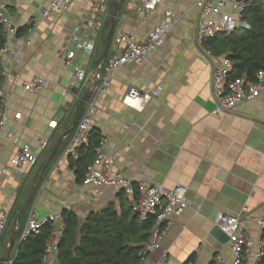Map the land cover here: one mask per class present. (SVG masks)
I'll list each match as a JSON object with an SVG mask.
<instances>
[{
    "label": "crops",
    "instance_id": "obj_1",
    "mask_svg": "<svg viewBox=\"0 0 264 264\" xmlns=\"http://www.w3.org/2000/svg\"><path fill=\"white\" fill-rule=\"evenodd\" d=\"M117 1L121 8L107 59L123 50L116 46L117 37L127 34L144 43L167 12L177 18L161 47L112 74L111 86L93 118L100 137L114 144L104 151L115 156V172L134 181L188 190L191 207L176 220L161 248L142 264H157L164 256L166 264H212L217 256L233 264L228 236L215 224L219 213L239 216L248 222L246 233L256 244L264 240V229L257 222L264 219V92L233 112L213 114L212 65L201 57L213 55L198 37V0H163L153 11H139L142 0H107L104 26ZM48 4L49 0H0L21 37L30 39L29 47L21 40L12 42L11 51L19 53L20 62L7 53L3 65L4 71H13L9 118L0 133V213L8 220L20 205L21 210L54 145L71 128L81 98L94 86L109 29L95 31L88 1H75L67 13L42 18ZM78 44L88 48L79 50L76 58L87 72L83 82L64 64L66 52L77 51ZM36 75L47 79L45 89L24 91L23 83ZM132 88L149 99L126 101ZM157 88L161 92L154 95ZM17 114L20 120L15 119ZM53 121L58 122L56 128L49 126ZM70 137L63 140L36 186L24 226L32 208L40 220H46L66 202L65 209L85 220L109 204L120 207L121 189H96L79 182L74 158L65 152ZM43 142L48 143L44 150ZM26 145L38 154V162L20 172L11 160ZM10 238L9 234L1 237L0 258ZM255 254L256 247L253 258Z\"/></svg>",
    "mask_w": 264,
    "mask_h": 264
},
{
    "label": "built area",
    "instance_id": "obj_2",
    "mask_svg": "<svg viewBox=\"0 0 264 264\" xmlns=\"http://www.w3.org/2000/svg\"><path fill=\"white\" fill-rule=\"evenodd\" d=\"M75 1H88L91 12L94 14L93 27L96 32H100L104 26V21L108 15L107 0H49V4L42 13V18H48L53 15L67 13ZM254 0H198L197 8L201 12L198 22V37L201 42L212 38L217 34L230 33L240 28L250 29V26L243 21V16ZM163 4V0H142V7L139 11H153ZM177 18L172 12H167L165 20L159 24L152 32L146 42L139 43L133 37L127 34L116 38V46H123L121 53L110 56L102 66V75L98 76V82L95 86L91 98L86 103L82 115L78 121L65 152L74 159L79 157V150L90 144L89 133L94 129L93 118L98 112L100 100L107 94L111 86V76L118 69L128 66L136 61L145 60L150 53L161 47L165 42V36L171 31ZM0 26L3 28L6 43L0 49V64L4 65L5 55L11 53L16 62H20L18 52L11 51V43L22 41L25 47L30 46L29 38H22L18 34V29L14 24L12 16L4 5H0ZM76 38H74L75 40ZM67 49V45L65 46ZM88 49L84 44H78L77 51L69 50L65 54L64 64L70 69L77 80L83 82L87 79V72L77 63L78 51ZM212 65V83L214 96L216 98V109L213 114L233 112L237 110L244 102L254 100L264 92V70L257 73L255 80H249L243 76L238 79H230L232 69L231 61L226 58H217L211 55H201ZM2 88L0 89V133L4 131L8 118V102L11 98L9 88L13 83L12 69L3 70ZM47 85V79L41 75H36L28 81H25L22 88L26 92L41 93ZM161 88L154 91L158 95ZM135 88L129 90L126 101L141 100L143 102L149 99L148 95ZM81 98L80 94L77 95ZM21 114L15 116L20 120ZM58 122H50L49 126L57 127ZM113 147L106 136H101L99 145L95 149V158L88 166L85 174L84 183L87 186L96 189L106 187H116L126 193L132 200V207L135 214L141 220L153 219L150 238L144 250L138 253V257L143 261L146 257L161 248V244L172 228L176 220L185 210L191 207V202L187 197L188 190L183 186H176L173 189H167L162 184L151 180L134 181L127 176L115 172V156L104 151V147ZM48 147L47 142L40 144L42 150ZM38 154L29 146H24L11 160V166L22 171L27 165H36ZM24 176V174H23ZM67 206L62 203L61 210L51 213L46 220H40L35 208H32L27 216L26 224L23 228L21 239L27 238L33 233H37L42 225L50 222L53 225L51 237L47 243L44 253V263L52 264L57 259L58 242L65 229V222L62 211ZM258 224L264 229V219H258ZM247 221H243L239 216H232L225 213H219L215 218V224L220 231L228 236L233 264H259L264 256V240L257 244L246 233ZM8 224V216L0 213V239L3 236ZM256 247L255 257H252V251ZM157 264H166L165 256ZM212 264H226L221 256L214 258Z\"/></svg>",
    "mask_w": 264,
    "mask_h": 264
},
{
    "label": "trees",
    "instance_id": "obj_3",
    "mask_svg": "<svg viewBox=\"0 0 264 264\" xmlns=\"http://www.w3.org/2000/svg\"><path fill=\"white\" fill-rule=\"evenodd\" d=\"M243 21L250 29L238 27L230 33L217 34L206 39L204 46L213 56L231 61L230 79L245 76L255 80L257 73L264 70V0H254L246 9ZM108 26L109 21L103 26L105 31ZM18 34L21 35V31L18 30ZM5 43V34L0 26V49ZM2 75L3 67L0 64V89ZM89 138L90 144L82 147L79 157L74 159L79 182L85 179L86 170L95 158L100 134L93 129ZM36 193L37 189L21 216L20 231L17 232L16 220L21 205L8 220L3 235L16 234L15 248L8 264H45L43 257L51 237L52 223L42 225L37 233L21 239L24 220ZM119 199V208L113 203L109 204L100 211L90 213L85 220H80L72 210L63 209L65 229L58 242L57 259L52 264H142L138 253L144 250L150 238L153 219L141 220L124 191ZM259 264H264V256Z\"/></svg>",
    "mask_w": 264,
    "mask_h": 264
},
{
    "label": "water",
    "instance_id": "obj_4",
    "mask_svg": "<svg viewBox=\"0 0 264 264\" xmlns=\"http://www.w3.org/2000/svg\"><path fill=\"white\" fill-rule=\"evenodd\" d=\"M118 9H119V1L115 2L112 10H111V14H110V21H109V29H108V33H107V38L105 41V46H104V50H103V54H102V58L100 61V66L99 69H97L96 72V78H95V83L94 86L81 98L80 104L76 110L73 122H72V126L71 128L63 135V137L54 145V148L49 156V158L47 159V161L45 162L44 166L41 169V172L38 176V178L36 179V181L33 183V185L31 186L26 201L23 204L20 212H19V216H18V226H17V232L20 231V217L21 214L24 212V210L27 208L33 191L36 188V186L40 183L41 179L43 178L46 170L48 169L49 165L51 164V162L53 161L54 157L57 155L58 151L60 150L61 146H62V142L65 138H67L68 136L72 135L74 132V129L76 128L78 121L82 115V112L84 110V107L86 105V103L89 101V99L91 98V95L93 93V90L95 88V86L97 85L98 82V76L100 74V69L101 67L104 65L107 56H108V50L114 35V31H115V25H116V21H117V15H118ZM15 243H16V234L12 235L10 238V243H9V247L7 248L5 254L3 255L2 258H0V264L6 263L9 258L11 257V253L15 248Z\"/></svg>",
    "mask_w": 264,
    "mask_h": 264
}]
</instances>
